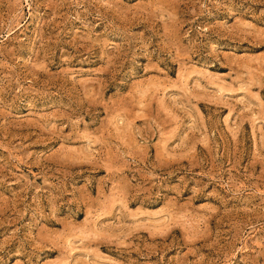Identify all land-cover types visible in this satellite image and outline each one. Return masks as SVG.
Masks as SVG:
<instances>
[{
  "label": "rangeland",
  "instance_id": "374dc122",
  "mask_svg": "<svg viewBox=\"0 0 264 264\" xmlns=\"http://www.w3.org/2000/svg\"><path fill=\"white\" fill-rule=\"evenodd\" d=\"M0 264H264V0H0Z\"/></svg>",
  "mask_w": 264,
  "mask_h": 264
}]
</instances>
